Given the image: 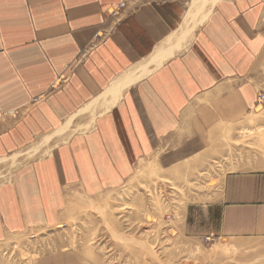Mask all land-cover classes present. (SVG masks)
<instances>
[{
  "label": "crops",
  "instance_id": "crops-1",
  "mask_svg": "<svg viewBox=\"0 0 264 264\" xmlns=\"http://www.w3.org/2000/svg\"><path fill=\"white\" fill-rule=\"evenodd\" d=\"M263 63L264 0H0V243L152 165V185L219 191L173 222L187 244L264 236V148L228 171Z\"/></svg>",
  "mask_w": 264,
  "mask_h": 264
},
{
  "label": "rangeland",
  "instance_id": "rangeland-1",
  "mask_svg": "<svg viewBox=\"0 0 264 264\" xmlns=\"http://www.w3.org/2000/svg\"><path fill=\"white\" fill-rule=\"evenodd\" d=\"M260 77L264 87V63ZM244 143L228 171L254 168L251 160L264 148V103L246 124ZM150 169L146 173L141 168L125 188L90 199L67 224L0 243V264H264V236L198 237L196 245L187 244V232L173 222L188 219L183 214L187 207L198 211L212 203L219 191L163 189L152 185L156 165ZM143 174L150 178L141 179ZM196 216L205 220L200 211Z\"/></svg>",
  "mask_w": 264,
  "mask_h": 264
},
{
  "label": "built area",
  "instance_id": "built-area-1",
  "mask_svg": "<svg viewBox=\"0 0 264 264\" xmlns=\"http://www.w3.org/2000/svg\"><path fill=\"white\" fill-rule=\"evenodd\" d=\"M124 7H125V4H124V3L120 4L119 6H117V7H116V10H115V12H114V14H118V13H119ZM102 36H103V32H101V31H99V32L96 34V38H99V37H102ZM62 80H63V79L60 78V79H59V82H61ZM263 103H264V94H261V95L259 96V105H262ZM206 240H207V241H211L212 238L207 237Z\"/></svg>",
  "mask_w": 264,
  "mask_h": 264
}]
</instances>
